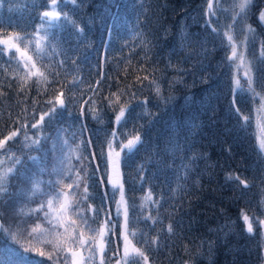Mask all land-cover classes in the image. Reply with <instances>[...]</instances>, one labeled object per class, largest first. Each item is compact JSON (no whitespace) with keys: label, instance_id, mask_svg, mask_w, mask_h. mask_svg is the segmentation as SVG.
<instances>
[{"label":"trees","instance_id":"1","mask_svg":"<svg viewBox=\"0 0 264 264\" xmlns=\"http://www.w3.org/2000/svg\"><path fill=\"white\" fill-rule=\"evenodd\" d=\"M51 1L0 0V264H124L125 207L148 264H264V0Z\"/></svg>","mask_w":264,"mask_h":264},{"label":"snow or ice","instance_id":"2","mask_svg":"<svg viewBox=\"0 0 264 264\" xmlns=\"http://www.w3.org/2000/svg\"><path fill=\"white\" fill-rule=\"evenodd\" d=\"M72 2L75 4L76 3V0H72ZM252 0H242V2L240 3L239 7L241 9V11L243 12L244 9L249 5L251 4ZM55 4H56V0H53V6L55 7ZM212 5L210 4L209 5V8H211ZM44 17H48L49 20H59L60 19V16H59V13H56V12H45L44 14ZM67 18V17H65ZM260 18L262 20H264V12H261L260 14ZM80 31H83V29H80ZM17 40H22L23 38L22 37H19L17 36L16 37ZM229 39L231 40V36H229ZM3 43L5 44H8L9 41L5 40V41H2ZM12 47H14L16 49V52L17 53H20L21 56H24L25 53L21 51L20 47L16 44H12L11 45ZM37 49L39 50L40 49V45H39V42H37ZM235 54V53H234ZM27 59L29 61L32 60V57L31 56H28ZM27 66V65H25ZM32 67L35 68V63L33 62L32 64ZM37 73H32V75H36ZM38 74L40 76H43L44 74L42 72H38ZM62 96V94H61ZM60 104L61 106H63V100L61 99L60 100ZM53 112H55V109L52 110ZM237 111H239V109H237ZM124 116V110L121 109L120 111V114L116 117V121L119 123V121L121 120V118ZM44 117L42 116L41 117V120H43ZM247 119V118H245ZM33 127H36V125H33ZM15 135H17L16 132H13L10 136L8 137H5L4 140H0V147H3V145L10 139H12V137H14ZM139 141V137H136L134 140H129L127 145H125L126 148H128L129 150L132 149V147L135 145V143H137ZM262 147H264V144H262ZM17 163H19L20 161L17 160L16 161ZM12 172V169L9 168L7 170L6 173H4L3 175H0V192H4L6 191V189L2 186L4 181L6 180L7 178V175L8 173ZM237 179H239L237 177ZM241 183H244V181H241ZM115 186V185H114ZM85 191H87V189H85ZM121 198H122V202H123V191H122V186H121ZM65 210H67L68 207H70V205H64L63 206ZM245 221H248V217L245 216L244 217ZM169 230L171 231V226H169ZM37 231V229H33V232ZM248 231L251 232L252 231V225L251 223H249L248 225ZM99 237L101 238L100 239V251L103 252V235H104V231L101 230L99 233H98ZM134 235V233H133ZM71 239L73 241H75L76 237H71ZM124 240H125V247H124V257H123V260H124V264H140V260L138 258H142V260L144 261V264H147V261H148V257L144 254L143 251H141L140 249L138 248H131V250H129V244H130V241H128V235H127V208L125 207V235H124ZM79 243L81 245L87 243V241H85L83 239V236L82 234L80 235V238H79ZM56 249L59 250V244L55 245ZM67 251L71 252V255H72V264H82V261H83V258L79 255V253L75 252V251H72L71 248L67 249ZM44 253L42 252L41 255H43ZM52 256L51 254L49 255V259H51ZM103 264V262H102Z\"/></svg>","mask_w":264,"mask_h":264},{"label":"rangeland","instance_id":"3","mask_svg":"<svg viewBox=\"0 0 264 264\" xmlns=\"http://www.w3.org/2000/svg\"><path fill=\"white\" fill-rule=\"evenodd\" d=\"M50 4L51 5L53 4V0L50 2ZM210 4L211 5L213 4V0H209L208 9H210L209 8ZM47 12H53V11L52 10H48ZM230 41H231L230 42L231 56L235 57L237 52H238V50H237L236 44L232 40H230ZM256 119H257V122H258L257 142L259 143V146H260L261 150L264 152V147H262V144H264V96H260L259 97V105H258L257 110H256ZM121 152H122V149H119L117 151L116 150H111L109 152V157H110V160H111L110 161V167H109L110 180L112 181V183L114 185L119 186L120 198H121V186H122L121 184H122V180H121V170H120V167H119V163H120L119 158H120ZM121 201H122V198H121ZM124 235H125V233L121 234L120 252H121L122 256H124V247H125ZM99 242H98V252L100 251V247H101ZM102 247H103V245H102ZM131 248H133V245H132V243L130 241L129 250H131ZM75 252L79 253V255L82 256V254H80L79 251L75 250Z\"/></svg>","mask_w":264,"mask_h":264}]
</instances>
